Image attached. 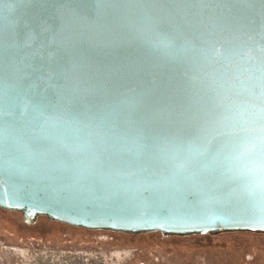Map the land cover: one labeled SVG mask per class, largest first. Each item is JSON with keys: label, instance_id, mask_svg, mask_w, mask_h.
I'll use <instances>...</instances> for the list:
<instances>
[{"label": "water", "instance_id": "obj_1", "mask_svg": "<svg viewBox=\"0 0 264 264\" xmlns=\"http://www.w3.org/2000/svg\"><path fill=\"white\" fill-rule=\"evenodd\" d=\"M260 4L0 0V209L264 235Z\"/></svg>", "mask_w": 264, "mask_h": 264}, {"label": "rangeland", "instance_id": "obj_2", "mask_svg": "<svg viewBox=\"0 0 264 264\" xmlns=\"http://www.w3.org/2000/svg\"><path fill=\"white\" fill-rule=\"evenodd\" d=\"M46 225L40 232L0 210V264H264V236L181 239Z\"/></svg>", "mask_w": 264, "mask_h": 264}, {"label": "trees", "instance_id": "obj_3", "mask_svg": "<svg viewBox=\"0 0 264 264\" xmlns=\"http://www.w3.org/2000/svg\"><path fill=\"white\" fill-rule=\"evenodd\" d=\"M0 210H2V209H0ZM2 211H4V212H10V211H5V210H2ZM15 213H18V212H15ZM18 214L21 215V213H18ZM21 217H22V215H21ZM22 221H23V217H22ZM23 223L26 226H34L35 229L38 230V231H40V232H44V231L47 230V228L49 226H47L46 223H56V224H61V225L69 226V225H66V224L59 223V222L49 221L46 217H40L35 225H27L24 221H23ZM69 227H72V226H69ZM72 228H76V227H72ZM93 232H101V233H107V232H109V233H114V234H121V233H115V232H110V231H93ZM150 234H152V235L159 234V235L163 236L159 232H154V233H150ZM123 235H125V236H133V235H129V234H123ZM243 235H253V236H256V237L264 236V235H257V234H251V233H228V234L218 235L217 238H219V237H226L227 239L229 238L230 240H236L235 239L236 237L243 236ZM193 237H195V238H198L199 237V238H204V239H208V238H215L216 239V237H211L209 235H196V236H189V237H176V236H174V238H181V239H187V238H193ZM230 244H232V243H230Z\"/></svg>", "mask_w": 264, "mask_h": 264}, {"label": "snow or ice", "instance_id": "obj_4", "mask_svg": "<svg viewBox=\"0 0 264 264\" xmlns=\"http://www.w3.org/2000/svg\"><path fill=\"white\" fill-rule=\"evenodd\" d=\"M260 6H261L262 9H264V0H261Z\"/></svg>", "mask_w": 264, "mask_h": 264}]
</instances>
